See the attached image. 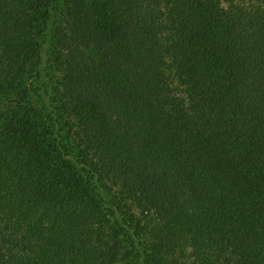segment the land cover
Listing matches in <instances>:
<instances>
[{"label":"trees","instance_id":"obj_1","mask_svg":"<svg viewBox=\"0 0 264 264\" xmlns=\"http://www.w3.org/2000/svg\"><path fill=\"white\" fill-rule=\"evenodd\" d=\"M0 264H264V0H0Z\"/></svg>","mask_w":264,"mask_h":264}]
</instances>
